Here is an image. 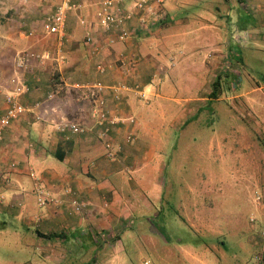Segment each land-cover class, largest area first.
<instances>
[{
	"label": "crops",
	"instance_id": "0c3cea01",
	"mask_svg": "<svg viewBox=\"0 0 264 264\" xmlns=\"http://www.w3.org/2000/svg\"><path fill=\"white\" fill-rule=\"evenodd\" d=\"M23 1L15 17L0 15V117L14 86L28 88L18 97L26 110L1 129L0 139V237L9 235L8 250L24 254L11 264H137L131 253L145 250L137 221L147 213L162 216L167 133L191 122L223 71L221 26L209 17L214 11L194 5L206 0H148L127 21L129 37L119 40L95 20L102 0H71L76 8L56 34L45 31L43 21L61 0ZM115 1L128 10L139 0ZM238 1L245 12L251 2V21L235 29L250 31L251 47L264 51V0ZM204 71L205 83L199 79ZM257 92L251 128L264 135V86L252 85L251 94ZM62 123L83 130H61ZM260 186L264 192V177ZM36 189L46 195L45 205L37 203ZM30 190L36 195L27 199ZM73 200L84 208L75 210ZM252 203L250 263L264 264L258 259L264 256V195ZM148 232V242L160 239L161 231ZM216 242L227 250L221 234ZM200 245L184 249L187 264H207L208 245ZM223 258L231 260L225 264L234 259L220 253Z\"/></svg>",
	"mask_w": 264,
	"mask_h": 264
},
{
	"label": "rangeland",
	"instance_id": "374dc122",
	"mask_svg": "<svg viewBox=\"0 0 264 264\" xmlns=\"http://www.w3.org/2000/svg\"><path fill=\"white\" fill-rule=\"evenodd\" d=\"M23 2L0 0L1 19L15 17L23 9ZM238 2L194 3L203 10L214 11L209 17L215 16L222 32L217 47L227 56L212 88L217 99L207 95V99L197 102L196 116L191 122L176 124V129L167 133L162 151L166 167L160 173L162 216L155 219L144 213L147 218L137 221L136 235L142 233L145 239V250L140 255L131 253L135 261L139 259L137 264H143L144 260L148 264H187L184 249H201L200 243L208 245L207 264L231 263L227 258L219 260L220 253L234 257L232 264H251V246L246 238L252 229L249 221L254 211L252 200L256 194L264 195L260 186L264 177V135L251 128V96L261 102L262 95L251 94V86H264V51L251 47V38L247 36L250 31L235 29L239 23L244 26L246 20L251 21V2L246 1V12ZM239 14H245L246 19H240ZM207 77L204 71L199 79L205 83ZM200 103L204 104L201 108ZM258 178L260 183L255 185ZM32 192L27 199L36 195ZM151 197L156 201L154 195ZM195 216L198 217L192 219ZM148 230L161 231L160 239L148 242L151 238ZM220 234L227 250L216 242ZM0 238V264L24 260L23 253L8 250L9 235Z\"/></svg>",
	"mask_w": 264,
	"mask_h": 264
},
{
	"label": "built area",
	"instance_id": "2783aa9c",
	"mask_svg": "<svg viewBox=\"0 0 264 264\" xmlns=\"http://www.w3.org/2000/svg\"><path fill=\"white\" fill-rule=\"evenodd\" d=\"M148 0H139L134 5L135 7L132 9L124 10L122 9L121 5L115 0H102L100 5L98 6L97 10L95 11V20L97 24L102 28L103 31H111L116 33V37L119 40H125L129 37L130 30L127 26V21L139 15L140 12H143L145 6H147ZM76 5L72 3L71 0H61L60 3L56 5L54 10L49 13L43 23V28L45 31L49 33H56L60 34L63 32L65 20L68 11L75 9ZM86 40L88 42H92L93 37L90 32L86 35ZM100 49V44L94 46V51H98ZM99 71H103L102 65L98 66ZM96 86V85H95ZM97 88H102L100 86H96ZM117 86H113V90L115 91ZM138 89V88H137ZM28 88L23 84H17L14 86L13 91L10 94L5 96L7 107L5 114L0 117V139H1V129L3 127L8 126L14 119L19 117L21 113L26 110V107L23 106L18 97L21 93L27 91ZM52 95H49L51 97ZM138 96L143 97L144 92L138 89ZM100 115V116H99ZM98 121L97 123L101 125L105 119V115L103 113L98 114ZM114 122V120L112 121ZM59 128L63 129H70L73 132H80L82 131V127L75 123H62ZM107 129H105L106 131ZM105 131H102L101 134H104ZM133 139V137H129ZM107 147H110V144H107ZM112 156L111 153H109ZM37 193V203L39 205H45L47 203V197L42 192V190L36 189ZM73 208L75 210H82L84 208V204L79 203L78 201H72ZM259 260H264L263 257H258Z\"/></svg>",
	"mask_w": 264,
	"mask_h": 264
},
{
	"label": "trees",
	"instance_id": "16d2710c",
	"mask_svg": "<svg viewBox=\"0 0 264 264\" xmlns=\"http://www.w3.org/2000/svg\"><path fill=\"white\" fill-rule=\"evenodd\" d=\"M214 97H216V94H215L214 89H213L209 95V98H214Z\"/></svg>",
	"mask_w": 264,
	"mask_h": 264
}]
</instances>
